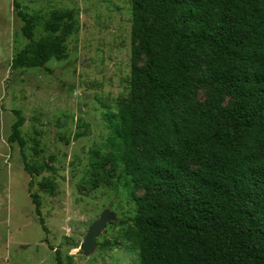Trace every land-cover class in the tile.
<instances>
[{
  "label": "trees",
  "instance_id": "16d2710c",
  "mask_svg": "<svg viewBox=\"0 0 264 264\" xmlns=\"http://www.w3.org/2000/svg\"><path fill=\"white\" fill-rule=\"evenodd\" d=\"M131 4L129 96L112 121L109 150L94 149L92 158L96 170L109 162L146 190L135 198L126 239L141 264H264V0ZM14 6L28 42L12 68L52 72L47 63L68 57L67 39L80 29L75 12ZM38 25L44 34L36 37ZM201 89L208 90L203 102ZM14 113L9 139L33 178L50 167L28 160L26 119ZM33 186L32 179L48 232ZM45 186L53 191L56 183L48 178ZM56 260L63 264L58 249Z\"/></svg>",
  "mask_w": 264,
  "mask_h": 264
},
{
  "label": "rangeland",
  "instance_id": "374dc122",
  "mask_svg": "<svg viewBox=\"0 0 264 264\" xmlns=\"http://www.w3.org/2000/svg\"><path fill=\"white\" fill-rule=\"evenodd\" d=\"M19 1L30 13L70 9L80 29L67 39L68 57L47 63L52 72L12 68L28 39L14 0H0V264H57V249L63 264H141L125 234L136 215L135 198L146 190L134 187L109 162L105 170L92 164L94 149L109 150L104 148L113 136L112 121L119 119V105L129 96L131 0ZM35 34H44L41 25ZM207 95L201 89L197 100ZM15 110L26 119L21 130L28 160L50 167L33 178L18 143L9 139ZM78 132L84 135L76 138ZM48 178L56 183L53 191L45 186ZM32 179L48 232L35 212ZM104 210L114 212L115 219L86 255L81 244Z\"/></svg>",
  "mask_w": 264,
  "mask_h": 264
},
{
  "label": "water",
  "instance_id": "95a60500",
  "mask_svg": "<svg viewBox=\"0 0 264 264\" xmlns=\"http://www.w3.org/2000/svg\"><path fill=\"white\" fill-rule=\"evenodd\" d=\"M115 219V213L109 210H104L100 218L94 223L91 230L88 232L85 241L81 244L80 249L84 254L88 255L91 253L95 246V238L101 232V230L106 226L107 222Z\"/></svg>",
  "mask_w": 264,
  "mask_h": 264
}]
</instances>
